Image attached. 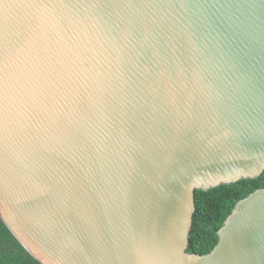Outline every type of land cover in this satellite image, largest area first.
<instances>
[{"label":"clouds","instance_id":"1","mask_svg":"<svg viewBox=\"0 0 264 264\" xmlns=\"http://www.w3.org/2000/svg\"><path fill=\"white\" fill-rule=\"evenodd\" d=\"M258 31L264 0H0V213L36 264H186L139 214V159L161 131L209 147L251 135L229 48ZM254 195L221 230L264 222Z\"/></svg>","mask_w":264,"mask_h":264},{"label":"water","instance_id":"2","mask_svg":"<svg viewBox=\"0 0 264 264\" xmlns=\"http://www.w3.org/2000/svg\"><path fill=\"white\" fill-rule=\"evenodd\" d=\"M229 53L237 74L250 88L247 111L238 119L251 126V135L209 147L190 138L172 144L161 131L145 141L139 159V214L176 235L186 264H264V222L220 229L219 245L211 256L188 253L196 192L256 180L264 173V32L237 37ZM260 196L264 189L255 191L253 198ZM0 218L24 247L12 216L0 213Z\"/></svg>","mask_w":264,"mask_h":264},{"label":"trees","instance_id":"3","mask_svg":"<svg viewBox=\"0 0 264 264\" xmlns=\"http://www.w3.org/2000/svg\"><path fill=\"white\" fill-rule=\"evenodd\" d=\"M248 188L255 191L264 189V173L256 180L222 186L210 192H196V212L189 237L188 253L208 255L209 249L216 245L215 237L225 219L227 209L240 200L242 193ZM0 264H36L1 218Z\"/></svg>","mask_w":264,"mask_h":264}]
</instances>
